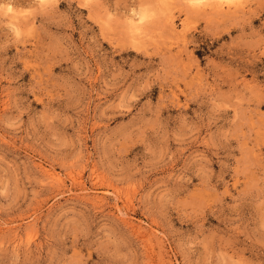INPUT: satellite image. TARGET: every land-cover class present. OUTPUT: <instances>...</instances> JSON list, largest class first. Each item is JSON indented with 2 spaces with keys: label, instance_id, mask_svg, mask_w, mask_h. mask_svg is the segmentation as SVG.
Wrapping results in <instances>:
<instances>
[{
  "label": "rangeland",
  "instance_id": "1",
  "mask_svg": "<svg viewBox=\"0 0 264 264\" xmlns=\"http://www.w3.org/2000/svg\"><path fill=\"white\" fill-rule=\"evenodd\" d=\"M3 2L0 264H264V0Z\"/></svg>",
  "mask_w": 264,
  "mask_h": 264
},
{
  "label": "bare ground",
  "instance_id": "2",
  "mask_svg": "<svg viewBox=\"0 0 264 264\" xmlns=\"http://www.w3.org/2000/svg\"><path fill=\"white\" fill-rule=\"evenodd\" d=\"M203 0H192V2H195L194 4H196V5H198V4H200V3H203L202 2ZM215 2H217L218 4H220V5H222V4H225L226 6H230V5H235V4H239V2H241V0H215ZM232 7H234V6H232ZM144 14L141 12V14L138 16L139 18H138V20L137 21H143V19H144ZM130 24V23H129ZM141 24V23H140ZM138 26V25H137ZM137 26H136V24L134 25V28H137ZM50 170H48L47 171V173L49 174V175H52L53 176V174L52 173H50L49 172ZM46 173V174H47ZM54 177V176H53Z\"/></svg>",
  "mask_w": 264,
  "mask_h": 264
},
{
  "label": "clouds",
  "instance_id": "3",
  "mask_svg": "<svg viewBox=\"0 0 264 264\" xmlns=\"http://www.w3.org/2000/svg\"><path fill=\"white\" fill-rule=\"evenodd\" d=\"M0 8L3 9L5 15L14 12V9L12 8V6L10 4H5L3 0H0ZM12 27H13V30L16 32V35L19 36L20 35L19 29H16L14 25Z\"/></svg>",
  "mask_w": 264,
  "mask_h": 264
}]
</instances>
